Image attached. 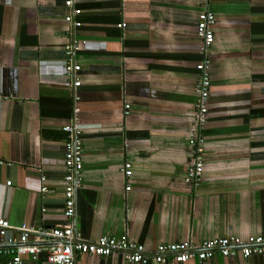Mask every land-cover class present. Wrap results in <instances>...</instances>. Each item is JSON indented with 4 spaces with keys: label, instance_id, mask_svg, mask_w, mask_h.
Instances as JSON below:
<instances>
[{
    "label": "crops",
    "instance_id": "1",
    "mask_svg": "<svg viewBox=\"0 0 264 264\" xmlns=\"http://www.w3.org/2000/svg\"><path fill=\"white\" fill-rule=\"evenodd\" d=\"M203 3L0 0V218L35 229L65 222L61 126L76 105L83 169L72 220L85 239L127 231L148 258L135 264H264V254L153 259L160 243L264 234V0L205 1L215 22L204 167L196 188L183 183ZM73 9L75 26L64 18ZM73 38L86 42L74 54L75 87L63 70ZM43 239L36 232L29 241ZM14 244L0 243L14 249L0 264L15 256ZM75 261L125 264L121 251ZM19 264L52 263L41 252Z\"/></svg>",
    "mask_w": 264,
    "mask_h": 264
},
{
    "label": "built area",
    "instance_id": "2",
    "mask_svg": "<svg viewBox=\"0 0 264 264\" xmlns=\"http://www.w3.org/2000/svg\"><path fill=\"white\" fill-rule=\"evenodd\" d=\"M203 0L202 10L197 15L196 37L199 41V51L201 58L196 63L198 76L195 82V93L197 96L194 114L192 116V127L188 133V143L190 146V162L187 165L183 176V183L190 188H196L202 181L203 173V143L201 130L206 122L208 114V102L211 86V58L209 47L213 42L214 34L212 26L215 17L205 5ZM75 0H64L66 6L72 7ZM70 14L65 15L67 22L79 25L74 20V14L79 9H73ZM74 12V13H73ZM124 26V23H121ZM86 42L84 39H75L65 44L64 52L66 59L63 62V70L66 75L72 77V86L78 84L77 74L79 65L75 63L74 54L81 45ZM77 97L74 96V100ZM124 113H128L129 104L125 103ZM78 107L73 105L72 115L67 123L61 126L66 133L63 142V217L65 222L57 224L47 229H35L22 223L16 227L4 218H0V243L15 245V256L5 262V264H19L23 255H31L36 258L43 252L45 260L52 264H77L76 254L106 256L113 251H121L125 258V264L146 263L148 258L145 254V247L142 243L133 239L129 232L125 231L118 235H99L93 240L85 239L81 232L73 226V216L76 209V195L82 185V139L80 137V128L78 126ZM131 163L126 160L120 166V170L125 177L130 176ZM42 178H44L42 176ZM11 181H7L10 184ZM130 186L126 185L125 189ZM45 186H41L40 191L44 192ZM17 229L18 235L13 237L9 230ZM40 232L45 237V242L30 243L31 234ZM13 248L0 247V254L11 253ZM156 255L153 259L157 262L165 260V253H173L177 261H186L190 258H196L201 261L212 257L218 253L223 257H234L241 255L247 258L253 254H264V234H251L245 238L230 234L212 238H205L198 245L190 239H184L175 242L160 243L156 246Z\"/></svg>",
    "mask_w": 264,
    "mask_h": 264
}]
</instances>
